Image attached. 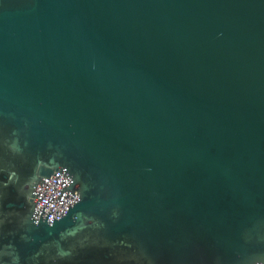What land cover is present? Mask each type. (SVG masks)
I'll return each instance as SVG.
<instances>
[{"label": "water", "instance_id": "obj_1", "mask_svg": "<svg viewBox=\"0 0 264 264\" xmlns=\"http://www.w3.org/2000/svg\"><path fill=\"white\" fill-rule=\"evenodd\" d=\"M257 233L264 0H0V246L240 264Z\"/></svg>", "mask_w": 264, "mask_h": 264}, {"label": "clouds", "instance_id": "obj_2", "mask_svg": "<svg viewBox=\"0 0 264 264\" xmlns=\"http://www.w3.org/2000/svg\"><path fill=\"white\" fill-rule=\"evenodd\" d=\"M246 254L241 257L240 264H264V234L257 233L250 235L245 240ZM43 253L37 251L33 256L35 264H39V257ZM55 255L60 259H65L71 255L70 249L58 248ZM21 264L19 251L14 245L0 246V264Z\"/></svg>", "mask_w": 264, "mask_h": 264}]
</instances>
